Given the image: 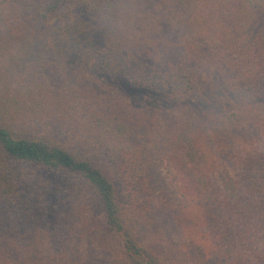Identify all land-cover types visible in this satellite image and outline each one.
<instances>
[{
    "label": "trees",
    "instance_id": "16d2710c",
    "mask_svg": "<svg viewBox=\"0 0 264 264\" xmlns=\"http://www.w3.org/2000/svg\"><path fill=\"white\" fill-rule=\"evenodd\" d=\"M0 39L22 72L0 69V264L44 240L43 264H264V0H0ZM93 60L172 106L99 87ZM210 74L237 110L177 106Z\"/></svg>",
    "mask_w": 264,
    "mask_h": 264
},
{
    "label": "rangeland",
    "instance_id": "374dc122",
    "mask_svg": "<svg viewBox=\"0 0 264 264\" xmlns=\"http://www.w3.org/2000/svg\"><path fill=\"white\" fill-rule=\"evenodd\" d=\"M16 44L18 45L17 42H14L10 39H0V69H3V72L6 73L11 71L13 67V71H16L13 74V80L15 81L22 79L21 69H18L17 66V62L21 56V53H18V46ZM98 64L99 63H96L94 60L90 61L89 66L93 67L85 69V72L87 73L88 77H90L91 81L97 84L99 87H102L108 83H113L115 85L118 84L120 87H122V89L125 91V94L131 98L132 102L136 106L145 107V105H147L150 108L172 106L173 103L169 102V86L162 78L158 77L157 79H151L150 81H139L135 78L134 80H131L128 79V77L120 76L119 73H115L113 71L108 73L102 72ZM147 70L149 73H152V69L147 67ZM134 73L135 76H137V74H141V72H139L137 69ZM121 78H125V80H122ZM1 81L2 80L0 79V86ZM222 83L223 82L218 74H210L204 79L203 89L196 98L177 102L176 104L179 107L190 108L202 114L203 116L209 115L211 117L215 114L226 115L232 113L233 111L237 110V108H235L236 105L233 103L231 95L225 91ZM154 174L159 185H163L169 191V193L173 194V185L169 181L168 177H166L164 170L161 167H158ZM74 212L76 213V216L78 215L81 217V220L86 219L88 223L93 224L94 220L91 215L86 213L83 214L81 212L79 213L77 210H74ZM79 217H77L78 221ZM75 218L73 220H75ZM184 223V230L186 231H189L187 228L195 226V222L184 221ZM201 228L202 225H199L198 227L196 226L194 232L200 230ZM175 230L182 231L183 229L180 225H176ZM204 230L206 229L202 228L203 232ZM48 244L49 240H44V243L38 247L35 258V261H37L38 264H43V260L47 254L46 249L49 248ZM78 247L80 250H82L83 247L81 246V241L80 244H78ZM196 249L199 253H202L203 251L202 246L199 244L196 246Z\"/></svg>",
    "mask_w": 264,
    "mask_h": 264
}]
</instances>
